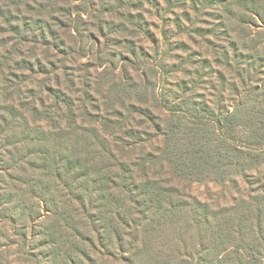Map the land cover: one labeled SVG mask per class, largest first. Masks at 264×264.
I'll use <instances>...</instances> for the list:
<instances>
[{
	"label": "trees",
	"instance_id": "16d2710c",
	"mask_svg": "<svg viewBox=\"0 0 264 264\" xmlns=\"http://www.w3.org/2000/svg\"><path fill=\"white\" fill-rule=\"evenodd\" d=\"M3 12L0 16L13 23ZM243 14L257 15L263 22L257 28L264 26V9L246 8ZM245 50L250 51L245 64L260 60L254 53L257 46ZM232 51L233 56L223 54L222 64L236 79L218 70L210 81V104L199 100L193 80L191 88L183 81L172 100L152 90L153 106L146 104L150 92L144 86L136 91V105L119 101L121 106L108 109L95 102L81 104L87 113H92L89 106L104 113L87 120L84 128L59 83L54 93L42 82L38 100L25 108L32 119L18 115L13 106L9 111L16 113L9 112L10 120L0 114V226L21 223L17 241L8 230L0 232L8 242L0 248V264H258L264 202L257 205V233L244 231L241 203L223 208L212 226L206 202L194 201L200 212L191 220L187 204L173 199L177 190L169 187V179H161L168 168L178 180L193 182L225 183L238 172L264 173V92L256 93L264 80L240 68L241 54ZM127 84L126 77L112 84L115 99L128 96L121 95L129 90ZM135 113L143 119L136 120ZM42 177L53 186L48 182L50 188L45 187ZM12 204V212L4 211ZM181 220L175 240L183 241L182 232L193 222L207 244L200 241L203 249L196 254L186 250L185 260L176 262L174 248L156 238L170 237ZM214 229L217 240L208 235ZM204 249L217 253L211 263L212 255Z\"/></svg>",
	"mask_w": 264,
	"mask_h": 264
},
{
	"label": "rangeland",
	"instance_id": "374dc122",
	"mask_svg": "<svg viewBox=\"0 0 264 264\" xmlns=\"http://www.w3.org/2000/svg\"><path fill=\"white\" fill-rule=\"evenodd\" d=\"M23 2L0 0L3 16L13 22L9 24L0 16V114L4 112L7 121L9 112L16 113L14 109L9 111L11 106L21 117L32 119V112L25 108L29 109V104L38 100L44 89L40 86L42 82L50 85L54 93L60 87L73 103L70 111L85 122L84 128H87V120H97L98 113H104L91 106L88 110L92 113H87L81 104L95 102L108 109L112 105L121 106L119 101L136 105L135 94L139 87H148V106H153L152 90L157 96L163 94L172 100V96L182 90L183 81L189 83L187 88L196 84L199 100L209 103L212 100L210 81L216 78L218 70H225L229 77L235 78L222 64L223 54L229 51L233 56L232 50L238 51V57L241 54L240 68H248L251 75L257 72L256 77L264 80V26L257 28L263 22L257 15L243 14L246 8L264 9V0H28L29 6ZM230 8L232 11L228 12ZM7 10L11 15L6 14ZM23 20L32 32L24 27ZM247 31L255 33V37H248ZM254 46H257L255 57L260 60L245 64L250 54L245 48ZM125 77L129 90L121 95L128 96L117 100L112 95V84ZM260 83L261 90L256 93L264 92L263 81ZM44 95L50 97L49 102L53 101L48 91ZM151 109L158 112L155 107ZM244 110L242 108L241 116ZM132 116L136 120L143 119L136 113ZM19 138L20 135L15 139ZM251 174H232L225 183L193 182L178 180L168 168L162 171L161 179H169V187L177 190L173 199L187 204L185 210L190 211L191 220L200 212L195 200L207 203L210 212L207 222L212 226L218 224L226 210L223 208L241 203L246 215L244 231L252 228L257 233V205L264 202V173ZM41 179L45 187L53 186L50 179ZM8 206L10 208L4 211L10 213L13 204ZM198 217L201 218V214ZM181 222L183 220L174 224L170 237L156 238L158 243L167 240L169 247L174 248L173 255L179 256L176 262L185 260L186 250L196 254L199 248L203 249L200 241L207 244V238L198 235L193 222L182 232L183 241L175 240ZM20 225L2 224L0 232L4 234L8 230L17 241ZM217 233V229L209 230L208 235L217 240ZM5 244L7 240L0 237L2 250ZM258 245L262 253L258 264H264V228ZM207 252L212 255L208 260L211 263L217 253ZM194 262L197 263V259Z\"/></svg>",
	"mask_w": 264,
	"mask_h": 264
}]
</instances>
